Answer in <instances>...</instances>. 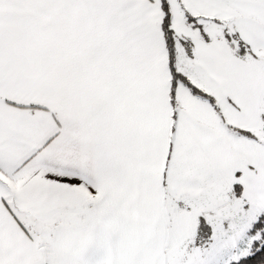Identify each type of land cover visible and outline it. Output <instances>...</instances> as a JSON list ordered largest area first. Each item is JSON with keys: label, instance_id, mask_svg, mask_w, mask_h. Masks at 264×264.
Listing matches in <instances>:
<instances>
[{"label": "snow or ice", "instance_id": "6c2138e0", "mask_svg": "<svg viewBox=\"0 0 264 264\" xmlns=\"http://www.w3.org/2000/svg\"><path fill=\"white\" fill-rule=\"evenodd\" d=\"M0 264H264V0H0Z\"/></svg>", "mask_w": 264, "mask_h": 264}]
</instances>
